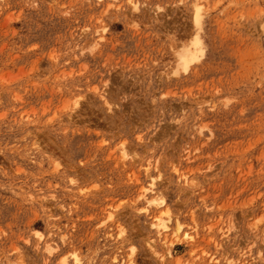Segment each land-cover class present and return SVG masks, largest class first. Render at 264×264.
<instances>
[{
  "label": "rangeland",
  "instance_id": "rangeland-1",
  "mask_svg": "<svg viewBox=\"0 0 264 264\" xmlns=\"http://www.w3.org/2000/svg\"><path fill=\"white\" fill-rule=\"evenodd\" d=\"M75 256L264 264V0H0V264Z\"/></svg>",
  "mask_w": 264,
  "mask_h": 264
},
{
  "label": "bare ground",
  "instance_id": "bare-ground-1",
  "mask_svg": "<svg viewBox=\"0 0 264 264\" xmlns=\"http://www.w3.org/2000/svg\"><path fill=\"white\" fill-rule=\"evenodd\" d=\"M196 10H197V8H196ZM189 52V51H188ZM191 52V51H190ZM190 56H189V54H187V57H186V60H190V58H189ZM181 61H182V59H181ZM181 64H182V62H181ZM153 185H154V183H150V188H146V190L144 191V193L142 194L143 195V197L141 196V198L143 199V198H145V202L149 205V209H150V206H152L153 208L154 207H156V208H163V206H164V199L163 198H161L160 197V195L156 192V190H154V188H153ZM150 191V194H148V195H146V193L145 192H147V191ZM144 200V199H143ZM146 207V206H145ZM147 208V207H146ZM155 208V209H156ZM144 210H145V208H144ZM147 210V209H146ZM163 211V210H162ZM161 211V213H163ZM161 213L159 214V212H158V215L159 216H156L155 218H154V216H153V218L155 219V222H153V223H151V226L150 227H152L153 229H155V231H156V234H157V239H158V241L159 242H161L162 241V243H165V240H166V234H165V232L167 231V229H168V227H167V225L166 224H164V222H162V220L163 219H161ZM179 228H180V225L179 224H177V229L179 230ZM155 233V232H154ZM152 242H148V244H149V247L148 248H152L153 249V247H154V245L155 246H157V242L158 241H156V240H151ZM158 242V243H159ZM157 249V248H156ZM156 250H154V252H155ZM157 254V253H156ZM74 262L76 263V264H79L80 263V259L77 257V256H75L74 257ZM230 262V261H229ZM64 264H66V263H64ZM232 264V263H231Z\"/></svg>",
  "mask_w": 264,
  "mask_h": 264
},
{
  "label": "snow or ice",
  "instance_id": "snow-or-ice-1",
  "mask_svg": "<svg viewBox=\"0 0 264 264\" xmlns=\"http://www.w3.org/2000/svg\"><path fill=\"white\" fill-rule=\"evenodd\" d=\"M131 2H132V0H129V3H131ZM134 7H135V5H134ZM200 18H201L200 17V9L197 8V24H199ZM105 31H106V29H105ZM37 235H39V233H37ZM121 235H123V231H121ZM132 251L135 252L136 249L133 248Z\"/></svg>",
  "mask_w": 264,
  "mask_h": 264
}]
</instances>
